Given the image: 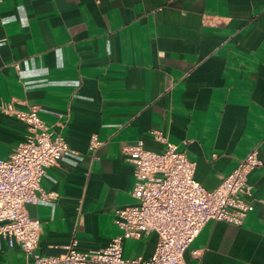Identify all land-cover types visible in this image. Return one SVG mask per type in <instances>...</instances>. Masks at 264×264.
Masks as SVG:
<instances>
[{"label": "crops", "instance_id": "1", "mask_svg": "<svg viewBox=\"0 0 264 264\" xmlns=\"http://www.w3.org/2000/svg\"><path fill=\"white\" fill-rule=\"evenodd\" d=\"M36 107L69 150L28 204L41 221L37 251L105 247L122 230L115 211L134 202L127 151L160 132L216 188L253 149L254 208L241 225L208 221L187 264H264V0H0V159L27 125L1 106ZM99 144L90 148L91 141ZM151 232L124 241L125 258H150ZM0 264H33L0 236Z\"/></svg>", "mask_w": 264, "mask_h": 264}, {"label": "built area", "instance_id": "2", "mask_svg": "<svg viewBox=\"0 0 264 264\" xmlns=\"http://www.w3.org/2000/svg\"><path fill=\"white\" fill-rule=\"evenodd\" d=\"M1 108L24 121L27 133L8 158L0 159V236L11 247L19 245L33 264H187L185 252L208 221L241 225L254 208L248 174L263 165L257 149L209 190L195 178V162L158 132L166 144L163 151L146 149L142 139L127 151L135 166L134 202L115 211L121 234L98 250L79 251L72 242L60 255L41 254L37 251L41 221L30 216L27 205L51 197L41 188L42 178L47 168L58 165L69 145L61 134L49 130L36 107L15 110L4 102ZM91 144L94 149L99 141ZM151 232L158 235V243L150 258L123 256L126 239Z\"/></svg>", "mask_w": 264, "mask_h": 264}]
</instances>
